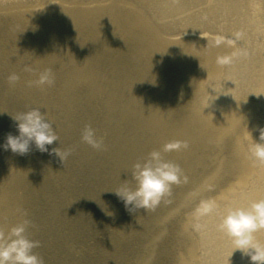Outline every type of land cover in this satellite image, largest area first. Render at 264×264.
<instances>
[{"label": "bare ground", "instance_id": "6f19581e", "mask_svg": "<svg viewBox=\"0 0 264 264\" xmlns=\"http://www.w3.org/2000/svg\"><path fill=\"white\" fill-rule=\"evenodd\" d=\"M23 12H31L28 19L21 16ZM57 15L63 21L61 31L91 41L96 47L94 55L102 54L109 44L116 54L137 55L135 71L143 76L139 78L150 76L153 88L166 97L172 93L175 80L179 81V90L173 89L175 99H170L171 106L163 113L171 119L164 122L166 118L157 115L154 118L160 119L156 125H147L150 129L163 128L161 137L166 142L178 140L186 145L163 153L165 159L179 164L187 177L173 184L171 192L174 185L186 190L158 213L162 221L168 220L169 231L157 239L166 235V251L174 254L172 261L254 264L240 250L234 251L231 238L218 225L228 208L246 207L264 199V162L256 160L250 151V145L259 140V128L264 127V0H0V23L19 33L21 42L22 37L35 38L44 45L48 37L58 36L55 31L52 36L45 34ZM2 33L0 29V51L6 54L5 49L8 54L12 48ZM218 38H222L220 44H216ZM9 40L14 45V39ZM72 51L71 47H63L62 52L52 48L46 54L57 58ZM30 54L35 57L37 52L25 51L22 59H31ZM224 55L231 56V62L218 64L217 57ZM33 59L30 65L36 66ZM5 62L8 60L0 56V66ZM130 91L125 102L135 110L132 107L138 101ZM115 132L117 138L122 137ZM3 134L0 122L1 149L6 142ZM135 141L139 140L134 136L119 140L124 148ZM213 145L217 147L210 152ZM153 149L162 150V146L157 142ZM198 149L202 150L199 154ZM8 151L12 160L22 157ZM134 157L132 150L131 157L121 158V164L131 166ZM25 170L10 167L3 172L4 177L0 174V182L5 183L0 186V231L4 233L26 218L19 189L26 181L16 177L13 183L14 176ZM115 189H109L108 195L113 197ZM113 198L125 206L122 199ZM150 216L155 217L154 213ZM255 236L264 243V229Z\"/></svg>", "mask_w": 264, "mask_h": 264}, {"label": "rangeland", "instance_id": "374dc122", "mask_svg": "<svg viewBox=\"0 0 264 264\" xmlns=\"http://www.w3.org/2000/svg\"><path fill=\"white\" fill-rule=\"evenodd\" d=\"M30 14L23 12L21 16L26 15L28 19ZM62 22L60 15L52 18L45 34L52 36L55 31L58 36L48 37L44 45L35 42V38L25 40L22 37L24 41L21 42L19 33L11 32L0 23L2 34L12 48L8 54L5 49L6 54L0 51V56L8 60L0 66L3 137L6 139L9 133L18 135L17 122L12 115L40 108L54 124L59 136V140L48 148L60 147L62 151H70L63 165L55 153L41 152L33 143L30 150L19 154L22 157L15 161L8 155L9 149L1 144L0 174L10 167L26 169L24 173L15 172L18 174L14 176L13 183L16 177L26 181L19 189L22 191L21 201H24L23 212L31 221L27 235L40 242L34 251L42 257L44 264H175L171 257L174 254L166 251L169 250L166 235L157 239V235L169 231L166 230L168 220L162 221L158 213L163 205L171 204V198H176L186 189L174 185L175 190L152 211L125 210L126 207L113 198H119L115 192L113 197L108 193L123 185L124 178L129 179L127 183L134 188L132 166L143 160L155 143L159 142L161 146L166 143L161 137L163 128L150 129L147 125L155 126L160 119L154 118L157 115L165 117L164 122L171 119L163 113L166 107L171 106L170 99H175L173 96L177 93L173 89L179 90V81L175 80L172 93L166 97V93L153 88L150 76L139 78L143 76L135 71L138 69L137 55L130 52L116 54L110 44L103 47L102 54L94 55L96 47L92 46L93 43L77 38V34L70 36L67 31H61ZM10 37L14 39V45L10 43ZM63 47H71L73 51L60 53L57 58L46 54L52 48H59L62 52ZM40 48H45L46 52ZM25 51L37 52L35 57L30 54L36 66L30 65L31 59H22L21 53ZM82 53L88 55L87 59ZM40 60L42 63L37 65ZM11 63L15 64V69ZM45 69H51L54 83L44 86L33 83ZM27 70L37 74L28 76L23 72ZM12 73L19 75L14 84L8 81ZM62 82L65 84L60 85ZM128 89H132L130 93L135 92L138 102L135 107L131 106L135 110L125 102L129 97ZM86 125L94 128L103 139L101 149L81 140ZM115 131L122 137L117 138ZM137 135L143 136L142 139ZM133 136L139 141L131 146L124 148L119 142ZM216 147H209L210 152ZM132 150L135 157L131 166L121 164V158L131 157ZM197 152L199 154L202 150ZM129 167L131 170L127 172ZM9 181L12 182L11 179ZM4 184L0 182V186ZM152 213L155 217L150 216ZM152 248L156 251L153 252Z\"/></svg>", "mask_w": 264, "mask_h": 264}, {"label": "clouds", "instance_id": "9594fccd", "mask_svg": "<svg viewBox=\"0 0 264 264\" xmlns=\"http://www.w3.org/2000/svg\"><path fill=\"white\" fill-rule=\"evenodd\" d=\"M221 39L218 38L216 44H220ZM231 59L229 55L218 56L217 63L227 64ZM17 80H19L17 73H12L8 77L10 84ZM33 83L39 86L54 83L51 69L42 71ZM12 117L17 122L18 135L12 133L7 135L6 143L3 145L5 149L22 155L27 153L34 143L39 151L55 153L62 164H65L70 155L69 150L62 151L60 147L51 150L48 148V145L59 140V136L44 111L32 108ZM81 140L98 150L103 147V139L90 125H86L82 130ZM182 145L186 146L185 142L168 141L162 146V150L153 149L143 160L132 166L131 176L135 181V187L129 186L125 179L126 182L114 190L126 208L130 211L154 209L170 194L173 184H179L182 177L184 180L187 179L183 176L179 164L163 157L164 152L179 150ZM250 151L256 160L264 162V127L259 128V140L250 145ZM30 224L31 221L25 218L22 222L12 225L7 233L0 231V264H44L42 257L34 251L40 242L27 235ZM218 227L231 238L235 246L234 251L240 250L254 264H264V243L255 236L259 229H264V199L254 200L246 207L228 208Z\"/></svg>", "mask_w": 264, "mask_h": 264}]
</instances>
